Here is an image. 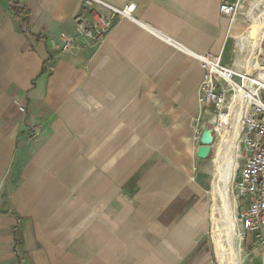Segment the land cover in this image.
<instances>
[{
  "label": "crops",
  "instance_id": "1",
  "mask_svg": "<svg viewBox=\"0 0 264 264\" xmlns=\"http://www.w3.org/2000/svg\"><path fill=\"white\" fill-rule=\"evenodd\" d=\"M97 1L0 0V264H211L194 56L233 66L250 27L225 0Z\"/></svg>",
  "mask_w": 264,
  "mask_h": 264
},
{
  "label": "built area",
  "instance_id": "2",
  "mask_svg": "<svg viewBox=\"0 0 264 264\" xmlns=\"http://www.w3.org/2000/svg\"><path fill=\"white\" fill-rule=\"evenodd\" d=\"M240 3L241 0H225L220 7L221 14L233 21L241 16ZM93 5L103 4L97 0H84L83 10ZM110 11L111 17L76 18L78 37L88 44L99 42L110 30L113 19L124 17L123 12ZM261 39L257 46L252 45L249 38L241 44L242 49H250L246 64L241 68L223 65L220 56H194L204 71L197 104L200 115L209 116V119L204 124L200 116L193 138L200 144L202 132L209 123L214 142L222 133L233 132L234 125H238L236 156L242 163L236 167L232 182V193L239 202L238 229L244 236L243 243L251 234L253 250L264 254V52Z\"/></svg>",
  "mask_w": 264,
  "mask_h": 264
},
{
  "label": "rangeland",
  "instance_id": "3",
  "mask_svg": "<svg viewBox=\"0 0 264 264\" xmlns=\"http://www.w3.org/2000/svg\"><path fill=\"white\" fill-rule=\"evenodd\" d=\"M240 15L241 16L239 17H242L245 21H247V24L250 28L253 25V22L256 24L255 21L257 22L263 21L264 20V0H241ZM261 42H262L261 48L263 49V52H264V37H262ZM241 44L243 43H240L237 46L236 51H235L236 53L233 55V58H232L233 66H228V67L241 68L245 66L246 61H247L246 59L247 54L250 49H247L246 47L242 49ZM208 119H209V116H206L204 120V124L205 122H207ZM227 133L226 134L222 133L221 137L218 138L214 142V145L212 146L213 151L207 159L208 162L213 165V170H212V175H211V187L206 197V201L208 205L206 219L208 222V230H209L208 236L206 238V243L208 244V247L206 248V253H207L206 257L209 263L211 264H218L217 259H216V249H215V245L212 239L214 227L216 229L220 228L222 220H223L222 200L218 194V189H217L218 178H217V173H216V169L214 168V166H215V161L218 159L219 149L220 148L225 149L226 141L232 138L233 132L230 131ZM236 161H237V167L241 166L242 161L238 159L237 156H236ZM232 182H231V185L229 186L228 195H229V199L232 204L234 213L237 215L239 202L236 196L232 193ZM215 224H217V226ZM252 242H253V237L251 234L248 235L246 242L243 243L242 241V253L240 256V261H241L240 264H264L263 252H255L253 250V247L251 246Z\"/></svg>",
  "mask_w": 264,
  "mask_h": 264
},
{
  "label": "bare ground",
  "instance_id": "4",
  "mask_svg": "<svg viewBox=\"0 0 264 264\" xmlns=\"http://www.w3.org/2000/svg\"><path fill=\"white\" fill-rule=\"evenodd\" d=\"M255 22L256 24L253 22L249 34L245 36L242 41H246L247 38H249L251 40L250 43L257 46L260 39L264 37V20L261 22ZM238 130V125H234L232 138L226 141L225 149H219L218 159L215 161L214 166L217 173V189L222 200L223 211L221 226L218 229L214 227L212 237L216 249V259L218 264H240L241 262L240 256L242 253V241L244 240V236L238 229L237 215L234 213L228 195L229 186L233 181L232 178L234 179L237 167L236 152L239 148V145L237 144ZM215 225L217 226V224Z\"/></svg>",
  "mask_w": 264,
  "mask_h": 264
},
{
  "label": "water",
  "instance_id": "5",
  "mask_svg": "<svg viewBox=\"0 0 264 264\" xmlns=\"http://www.w3.org/2000/svg\"><path fill=\"white\" fill-rule=\"evenodd\" d=\"M214 144L213 128L209 123L204 128L200 138V148L197 151V158L200 160H207L211 154L212 146ZM239 219V216L237 217Z\"/></svg>",
  "mask_w": 264,
  "mask_h": 264
}]
</instances>
